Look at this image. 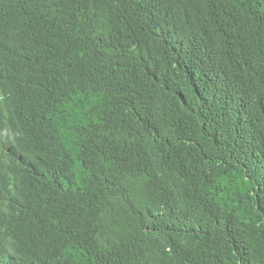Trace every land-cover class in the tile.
I'll return each mask as SVG.
<instances>
[{"label":"trees","instance_id":"trees-1","mask_svg":"<svg viewBox=\"0 0 264 264\" xmlns=\"http://www.w3.org/2000/svg\"><path fill=\"white\" fill-rule=\"evenodd\" d=\"M0 264H264V0H0Z\"/></svg>","mask_w":264,"mask_h":264}]
</instances>
